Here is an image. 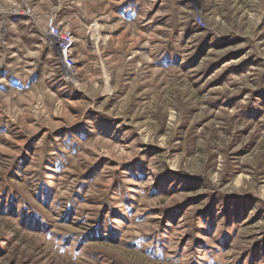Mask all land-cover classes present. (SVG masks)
<instances>
[{
    "label": "rangeland",
    "instance_id": "obj_1",
    "mask_svg": "<svg viewBox=\"0 0 264 264\" xmlns=\"http://www.w3.org/2000/svg\"><path fill=\"white\" fill-rule=\"evenodd\" d=\"M0 264H264V0H0Z\"/></svg>",
    "mask_w": 264,
    "mask_h": 264
},
{
    "label": "bare ground",
    "instance_id": "obj_2",
    "mask_svg": "<svg viewBox=\"0 0 264 264\" xmlns=\"http://www.w3.org/2000/svg\"><path fill=\"white\" fill-rule=\"evenodd\" d=\"M52 36L54 39H58L55 35H52ZM62 36L63 37H61V38H63V41L61 39H59L61 41L59 45H61V46L58 45V42H56V44L58 45L59 49H61V52L68 53L70 50V47L72 46V40H71L72 36H71V34L67 35L68 37H70V39L68 41L64 40V35H62Z\"/></svg>",
    "mask_w": 264,
    "mask_h": 264
},
{
    "label": "built area",
    "instance_id": "obj_3",
    "mask_svg": "<svg viewBox=\"0 0 264 264\" xmlns=\"http://www.w3.org/2000/svg\"><path fill=\"white\" fill-rule=\"evenodd\" d=\"M19 13L29 14V11H28V9H26L25 5H23V9ZM52 24L53 23H52V20H51V22H49V30H47L49 33L46 32L44 38H48L49 34H53L54 35V32H52ZM64 34H66V30H64ZM56 37L58 38L57 42H58V45H59V39H60V37H63V36H56ZM74 45H75V40H74V43H73V48H74Z\"/></svg>",
    "mask_w": 264,
    "mask_h": 264
},
{
    "label": "crops",
    "instance_id": "obj_4",
    "mask_svg": "<svg viewBox=\"0 0 264 264\" xmlns=\"http://www.w3.org/2000/svg\"><path fill=\"white\" fill-rule=\"evenodd\" d=\"M78 6H79V10H80V3H78Z\"/></svg>",
    "mask_w": 264,
    "mask_h": 264
}]
</instances>
